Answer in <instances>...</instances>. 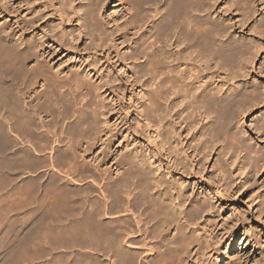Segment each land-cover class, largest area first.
I'll use <instances>...</instances> for the list:
<instances>
[{
  "label": "bare ground",
  "instance_id": "obj_1",
  "mask_svg": "<svg viewBox=\"0 0 264 264\" xmlns=\"http://www.w3.org/2000/svg\"><path fill=\"white\" fill-rule=\"evenodd\" d=\"M16 1L17 15L0 22V170L31 174L21 205L30 222L0 230V264L35 249L47 261L54 246L84 250L89 264H244L232 260L244 248L264 264V240L224 206L249 185L245 158L259 151L239 121L261 93L233 81L247 70L246 43L208 19L211 0ZM101 12L120 21L115 30ZM255 22L264 35V14ZM122 29L129 101L98 53ZM60 52L75 59L48 71Z\"/></svg>",
  "mask_w": 264,
  "mask_h": 264
},
{
  "label": "rangeland",
  "instance_id": "obj_2",
  "mask_svg": "<svg viewBox=\"0 0 264 264\" xmlns=\"http://www.w3.org/2000/svg\"><path fill=\"white\" fill-rule=\"evenodd\" d=\"M3 1L4 0H0V19H2V20H0V22L9 20L10 18H14L17 15V9H16L17 1L16 0H9L8 3H4ZM234 1L235 0H211L210 3L208 4V7H207L208 12H206L207 13L206 16L208 17V19L210 21L211 20H213V21L217 20V22L220 21L221 24L223 23V25L228 26L227 27L228 30L226 29L227 33L225 32L226 33L225 37L227 38V40L231 39V38H233V39L237 38L240 41L243 40L242 43H246V45L244 44L245 48H246V46H248L246 51H245L244 47L242 46L243 47L242 52L243 51L244 52L242 53L241 57H243L244 59H242L240 57V59L238 61V65H240V67H243V68L245 67L244 70L247 69L245 71V73L243 74L244 78L241 75V76H238L237 79H233V81H235L236 84L238 82H241L242 84L241 83H238V84L241 85L240 87L242 88V90L244 88H247L248 86H252V85L258 86L259 85L258 86L259 88L257 86L256 87L258 88L259 92L261 93V97L255 103L256 104L255 106L254 105H252V106L247 105L249 107L245 106L246 109L247 108L248 109H247L245 115L243 116V118H241L242 120L240 119L242 121V123H241V121H239V126L242 125L241 127L245 131V136H247V137L250 136V138H251L250 144L252 146L256 147V149H257L256 152L257 151H259V152H257V154L256 153H253V154L250 153V156H248V154H247V156L249 158L252 155L251 159L247 158V156L245 158L246 160L244 162V165L247 168L245 169V166H244V170L246 172H248V176H250V177H247L248 178V184H249L248 187H247V185H245L240 193H237V194L235 193L233 195L230 194L231 195L230 198L225 199V205L224 206H227L226 210L234 209L237 213H239L243 217L245 222H247V224H249L248 226L251 227V230L253 232H255L257 237L260 238L259 240L261 242H263V240H264V217L262 216V214H260L258 216L255 214L254 205L257 202H260V203L262 202L261 205H264V138H262V137L260 138L259 134H256V132L252 128V125L249 124V121H250V119H252L256 116H257L256 119L258 121H260V120L262 121L261 118H264V98H263L264 93H262V91L264 92V90H263L264 89V35L263 34H262L263 36L260 35L261 32L258 30L259 28H256V26L254 27V24L256 25V23H257L255 21L256 20L258 21V19L264 14V0H251V1L249 0V7L245 11L246 13H248V11H250V13H248V14L243 12L239 6L240 4H238ZM10 3H11V5H9ZM115 4L117 5L118 2H116ZM210 4H212V5L210 6ZM113 5H114V3H111L110 5H108L105 8L107 10V12L110 11L108 13L113 12L112 9H114L116 12L118 11L119 8L118 7L114 8L115 5H114V7H113ZM240 10L245 14L244 15L241 14L242 12H240ZM110 16H111L110 18L112 19V21H110V23H109L107 18L104 17V13L102 14V12H101V17H103V19H104L102 21H103L104 25L106 26V28H110V30H115L116 25L120 24V21L119 22L115 21L113 14H111ZM255 29L258 31H256ZM123 32H124L123 29L119 32H114V34H113L114 38L112 40L108 39L107 43L105 45H103V47L101 49L98 50V53H100L103 56V61L106 58V56L110 57L111 61L113 62L112 66H111L113 71L111 72V74L117 79V80L116 79L114 80V84L119 85V86H122L124 84V86H126L125 91H124V96L128 100V98L130 96V87L125 82V79H124L125 77H124L123 68H122V66H123L122 62H124L125 55H126L125 54L126 48H124V46L127 44V41H125L126 43L125 42L122 44L120 43V40L123 39V37L125 36V35H123ZM121 35H123V36H121ZM124 38L126 39V37H124ZM224 40H226V39H224ZM254 44L256 46H254ZM250 46L252 49L250 48ZM247 50L249 52H247ZM250 50H251V52H250ZM84 54H86V56H87L90 53L88 52V50H85ZM73 59H75V57ZM73 59L68 60L66 58V53L60 52L50 62L45 61L46 63L44 62L43 65L45 66V68L47 67L46 69H48V71H52L56 68L69 67L71 65V61ZM241 61H243V62L241 63ZM244 61H245V63H244ZM130 64H131V62L125 61L124 65L126 68L131 70L133 68V65L131 64V66H130ZM210 64H211V66H213L212 62ZM129 67H131V68H129ZM261 67H263V68H261ZM226 72L229 73L228 70H226ZM229 76H233V75H231L229 73L228 77ZM229 78L231 79L232 77H229ZM226 87L228 88V83L225 84L224 88H226ZM262 112H263V114H262ZM127 116H128L127 120L130 121L131 115H127ZM238 118H240V116L236 117V120ZM259 118H260V120H259ZM258 121L255 120V123H258ZM262 159H263V164H262ZM212 160L214 161V158ZM212 160H210L206 164L205 171H207V173L212 171V165H213ZM1 165L2 164L0 162V169H1ZM257 170H258V172H256ZM205 171H204V174H205ZM249 173H252V174L250 175ZM10 174H11L10 177L5 176V178H4L5 180H7L9 178L7 181H5L3 179L4 175L1 174V170H0V230H2V231H5V230L13 228V227L16 228V226L18 228L20 226H21L20 228H24L30 222V219L28 222L27 218H26L27 216L29 217V214H30V212L28 211L29 207L28 206L23 207L21 205H22L23 199L28 197V194H27V192H25V189L28 188V186L31 182V181H29L31 178V176H30L31 174H24L18 178L16 177V172L13 171ZM251 176H253V177H251ZM6 177H8V178H6ZM254 179H256V180H254ZM249 181L251 184L249 183ZM8 183H10V185H6ZM248 188H250L252 191H247ZM253 198H254V200H253ZM262 207H264V206H262ZM25 210L27 211V213ZM226 210H225V212H227ZM7 213H8V215H7ZM19 214L22 216H20ZM227 214H229V213H227ZM8 216H9L10 220H7ZM17 216H19V217H17ZM2 218H5L6 220L5 219L2 220ZM21 218L24 220L21 221L22 220ZM25 218H26V220H25ZM24 223H25V225H24ZM240 229H241V226H238L236 231H241ZM238 243H239V240H238ZM55 247L56 246H54L52 251L49 254H47V257H46L47 261H45L43 259H41V260L37 259L36 256H37L39 250L35 249V251L33 250L34 254H33L32 259L27 258L25 260L24 257L23 258L20 257V259H22V260L19 262V264H27L29 262H30L29 264H34V263L35 264H43V263L44 264H49V263L50 264H89L88 260H86L87 258L82 256V253H83L82 251H84V250L77 248V249H79V251H78L76 248L74 250V248L69 249V247L68 248L64 247L65 249H63L62 246L61 247L57 246L56 248ZM261 248L263 250L262 252H264V242H263ZM56 249H58V250H56ZM22 250L23 249L20 250V253ZM249 250L250 249H246V248L239 249L238 251L234 250L233 254L235 252L237 254L236 253L234 254L236 256H234L232 254V260L238 259V260H241L244 264H253L256 257L253 258L251 256V254L247 255ZM23 251H22V254L24 253ZM80 251H81V253H80ZM26 254L27 253H25L23 255L26 256ZM58 254H59V256H58ZM29 255H32V252L27 254V256H29ZM51 256H53V257H51ZM69 256H70V258H69ZM64 257H66V258H64ZM258 257L259 256L257 255V258ZM23 259H24V261H23ZM48 260H50L51 262ZM62 261L64 263H62ZM84 261H85V263H84ZM36 262H38V263H36Z\"/></svg>",
  "mask_w": 264,
  "mask_h": 264
}]
</instances>
